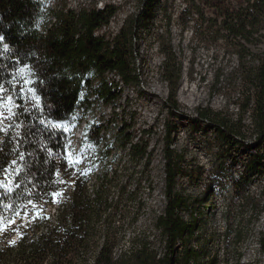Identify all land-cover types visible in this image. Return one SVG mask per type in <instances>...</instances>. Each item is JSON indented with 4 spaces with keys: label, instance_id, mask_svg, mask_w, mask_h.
Masks as SVG:
<instances>
[{
    "label": "trees",
    "instance_id": "16d2710c",
    "mask_svg": "<svg viewBox=\"0 0 264 264\" xmlns=\"http://www.w3.org/2000/svg\"><path fill=\"white\" fill-rule=\"evenodd\" d=\"M160 1L144 0L145 8ZM185 1L188 4L182 13L191 17L185 24L198 16L205 34L213 32L218 40L229 36L237 39L226 41L252 79L254 127L264 140V53L256 66L244 62L254 56L248 47L250 38L264 27V0ZM205 8L218 12L221 21L219 17L206 18ZM117 11L112 4L78 9L69 7L67 0L57 5L52 0H0V86L9 91L13 103L9 128L0 141V204L7 213L0 232V264H80L95 248L93 264L217 262L215 256L207 255L202 239L193 242L202 227L198 215L192 211L187 219L181 214L188 199L177 190L179 163L173 148L176 128L172 121L165 134L167 203L156 220L165 252L159 254L142 244L116 256L118 233L125 226L120 220H127L130 200L126 197L127 184L113 183L117 170L110 173V168L115 142L102 140L94 108L114 104L111 117L119 116L115 104L122 90L118 83L109 82L110 73L127 86L140 81L133 65L131 24L113 38L97 34ZM224 29L226 37L221 33ZM164 46L163 76L170 86L167 108L173 115L179 109L182 66L169 37ZM251 99L246 97L243 113L250 109ZM200 115L201 119L219 121L215 123L217 135L228 150L245 139L242 119L235 122L209 109ZM134 119L132 115L130 123L123 121L116 142L129 147L134 159L146 158L148 167L151 153L145 137L152 131L144 129V137L135 141L133 132H128ZM83 122L86 124L77 150L74 133ZM262 161L263 154L249 159L236 184L251 182L261 171ZM98 163L103 168L95 173L92 167ZM232 231L240 243L241 231L232 226L226 231L227 238ZM260 239L264 251V238Z\"/></svg>",
    "mask_w": 264,
    "mask_h": 264
},
{
    "label": "rangeland",
    "instance_id": "374dc122",
    "mask_svg": "<svg viewBox=\"0 0 264 264\" xmlns=\"http://www.w3.org/2000/svg\"><path fill=\"white\" fill-rule=\"evenodd\" d=\"M202 1V0H198ZM59 4L63 0H52ZM69 7L115 5L116 15L108 26L97 34L107 38L116 36L121 28L131 24L133 28L134 68L140 74L135 86H127L116 74L110 73V83H118L122 97L115 106L118 118L111 117L113 105H96L95 120L102 127V140L115 142L111 156L110 173L117 170L113 180L115 186L127 184V220L118 233L119 245L116 256L122 251L131 252L142 244H147L159 254L165 252L163 239L156 227V220L167 203L165 149L166 127L173 122L176 131L173 148L178 156L179 175L177 190L188 204L181 214L189 219L194 211L202 223L193 240L202 239L206 243L207 255L217 258L216 264H264L261 236L264 238V161L261 171L253 180H243L236 184L238 177L245 172V164L254 155H264V140L258 135L253 121L255 89L250 76L241 68V58L226 40L237 42L233 36L216 39L213 32L205 34L201 19L189 20L183 14L188 4L185 0H161L146 9L144 0H67ZM206 18L222 16L211 8H205ZM264 27L250 38L248 47L254 56L247 57L246 65L259 64V56L264 53ZM171 39L182 75L177 91L179 109L169 113L167 101L170 86L163 76L165 55L163 42ZM242 42L244 38L240 39ZM184 87V88H183ZM251 96V107L243 113L246 97ZM9 91L0 86V141L9 128L12 111ZM205 109L220 113L229 120L242 119L245 139L228 150L219 140L215 123L201 119ZM135 116L134 125L128 128L135 141L144 137V129L151 130L148 151L151 162L146 167V158L134 159L129 147L116 142V133L123 121ZM85 122L75 131L73 144L77 150L83 136ZM79 134V135H78ZM148 136V137H147ZM98 173L102 164H94ZM113 195L116 191H113ZM126 209V208H125ZM7 212V211H6ZM5 208L0 204V232L6 220ZM27 218V216H25ZM119 220V219H118ZM117 220V222H119ZM241 231V242L236 241L235 232L227 238L228 228ZM239 236V235H238ZM180 244V243H179ZM200 247V246H198ZM96 250V248L94 249ZM94 250L88 260L80 264H93ZM204 264V259H201Z\"/></svg>",
    "mask_w": 264,
    "mask_h": 264
},
{
    "label": "bare ground",
    "instance_id": "6f19581e",
    "mask_svg": "<svg viewBox=\"0 0 264 264\" xmlns=\"http://www.w3.org/2000/svg\"><path fill=\"white\" fill-rule=\"evenodd\" d=\"M99 33V32H98ZM184 88V87H183ZM79 135V134H78Z\"/></svg>",
    "mask_w": 264,
    "mask_h": 264
},
{
    "label": "snow or ice",
    "instance_id": "6c2138e0",
    "mask_svg": "<svg viewBox=\"0 0 264 264\" xmlns=\"http://www.w3.org/2000/svg\"><path fill=\"white\" fill-rule=\"evenodd\" d=\"M55 195V194H54Z\"/></svg>",
    "mask_w": 264,
    "mask_h": 264
}]
</instances>
